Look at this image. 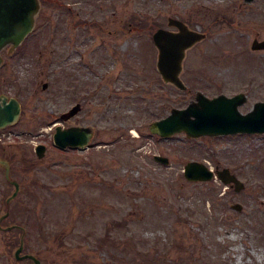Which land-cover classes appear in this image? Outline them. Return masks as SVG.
Listing matches in <instances>:
<instances>
[{"label":"rangeland","instance_id":"rangeland-1","mask_svg":"<svg viewBox=\"0 0 264 264\" xmlns=\"http://www.w3.org/2000/svg\"><path fill=\"white\" fill-rule=\"evenodd\" d=\"M39 1L33 31L2 51L0 94L22 112L0 137L14 140L0 150L19 184L7 202L15 186L0 166V264H33L14 257L21 239L20 254L41 264H264V134L149 130L197 92L244 93L242 113L264 101V50L250 48L264 39V0ZM168 17L206 35L185 52L184 90L156 69L152 34L177 30ZM77 101L81 111L61 120ZM56 125L91 127L92 140L60 149ZM190 161L227 167L244 186L189 180Z\"/></svg>","mask_w":264,"mask_h":264},{"label":"water","instance_id":"water-1","mask_svg":"<svg viewBox=\"0 0 264 264\" xmlns=\"http://www.w3.org/2000/svg\"><path fill=\"white\" fill-rule=\"evenodd\" d=\"M251 2L252 0H244ZM40 9L39 0H0V66L3 62L2 50L8 47L11 52L22 43L25 37L33 30L36 16ZM167 26L177 30L158 28L152 34V40L157 49L156 68L165 83L184 90L186 85L180 77L183 69V59L188 48L205 38V33L193 30L183 21L168 17ZM251 50H264V39L254 38L250 45ZM46 84L43 85L45 87ZM246 101L244 93L231 97L219 94L209 98L197 92L195 100L184 108H172L168 115L153 121L149 130L161 137H169L175 133L184 132L187 137L195 138L202 135L219 136L238 133L261 134L264 133V101H256L251 110L246 113L239 111L238 106ZM78 105L62 118H69L76 114ZM20 102L12 96L0 94V129L15 124L20 116ZM92 128L84 126H70L61 128L57 126L53 135L54 144L60 148L86 146L92 139ZM45 146L40 144L35 148L38 157L44 155ZM155 160L167 164L168 158L155 155ZM0 166L5 170V178L10 181L15 190L8 197H14L19 189L16 180L10 179V164L0 158ZM214 174L226 184H231L236 191L244 184L238 177L230 172L229 168H216L215 173L205 164L190 161L184 167V175L193 181H204L214 177ZM239 210V204L234 206ZM6 215V214H5ZM2 215L0 220L5 217ZM23 249V239L14 251L16 260L29 258L33 264L41 261L33 254H20Z\"/></svg>","mask_w":264,"mask_h":264},{"label":"flooded vegetation","instance_id":"flooded-vegetation-1","mask_svg":"<svg viewBox=\"0 0 264 264\" xmlns=\"http://www.w3.org/2000/svg\"><path fill=\"white\" fill-rule=\"evenodd\" d=\"M69 58V57H68ZM66 63L67 64H65V66H66V68L68 69L69 67H70V65H71V62H70V64H69V62H68V60L66 61ZM68 74L69 75H71L72 73H70V72H68ZM75 77V76H74ZM76 78V77H75ZM46 87V86H45ZM45 87H43V88H45ZM75 105H78L79 107H78V111L76 112V114L77 113H79L80 111H81V109H82V106H81V103L79 102V101H77V102H75L73 105H71L70 107H69V109L67 110V111H65V112H63V113H61L60 114V118H61V120H63V121H69V120H71V118H73V117H75L76 116V114L75 115H73V116H71V117H69V118H62V114H64V113H68ZM21 112H22V105H21ZM20 115H21V113H20ZM70 126H74V125H68L67 127H64V128H68V127H70ZM87 148V147H86ZM4 149V148H3ZM74 149V148H73ZM76 149V148H75ZM78 149V148H77ZM85 149V148H84ZM2 153V154H1ZM3 150H0V158H3L4 159V157H2V155H3Z\"/></svg>","mask_w":264,"mask_h":264}]
</instances>
